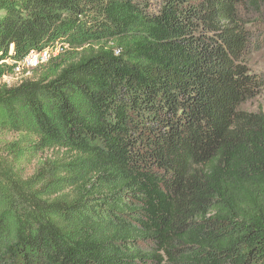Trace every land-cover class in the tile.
Wrapping results in <instances>:
<instances>
[{
  "label": "trees",
  "instance_id": "1",
  "mask_svg": "<svg viewBox=\"0 0 264 264\" xmlns=\"http://www.w3.org/2000/svg\"><path fill=\"white\" fill-rule=\"evenodd\" d=\"M262 26L264 0H0V79L63 47L0 84V264H264Z\"/></svg>",
  "mask_w": 264,
  "mask_h": 264
},
{
  "label": "rangeland",
  "instance_id": "2",
  "mask_svg": "<svg viewBox=\"0 0 264 264\" xmlns=\"http://www.w3.org/2000/svg\"><path fill=\"white\" fill-rule=\"evenodd\" d=\"M149 1L151 2L152 9L157 8L158 0H149ZM259 30L263 31L264 33V26L260 27ZM250 66L254 72L260 74L261 79L264 82V37L259 42V44H256L255 48H253V52L250 55ZM31 75H32L31 77H35L34 72ZM26 77H30V76H25L24 74L16 75L15 73H12L10 75H6L3 78H1L0 84L8 83L10 85H15L20 83ZM241 108L249 111H259L264 109V84L261 92L256 97L242 103ZM1 138H3V140H11L14 138V136L6 135V136H2ZM57 153L58 150L46 151L43 154H39L35 158L29 159L24 164L25 174L27 176H31L33 174L42 156H44V158H52L56 156Z\"/></svg>",
  "mask_w": 264,
  "mask_h": 264
},
{
  "label": "built area",
  "instance_id": "3",
  "mask_svg": "<svg viewBox=\"0 0 264 264\" xmlns=\"http://www.w3.org/2000/svg\"><path fill=\"white\" fill-rule=\"evenodd\" d=\"M63 51L61 45H57L53 50L47 48L44 50H31L20 62L14 67L16 75L24 74L30 76L33 70L48 62L52 57L58 56Z\"/></svg>",
  "mask_w": 264,
  "mask_h": 264
}]
</instances>
